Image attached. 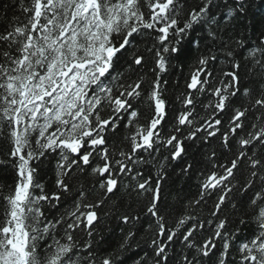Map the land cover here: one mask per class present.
Instances as JSON below:
<instances>
[{"label":"snow or ice","instance_id":"snow-or-ice-1","mask_svg":"<svg viewBox=\"0 0 264 264\" xmlns=\"http://www.w3.org/2000/svg\"><path fill=\"white\" fill-rule=\"evenodd\" d=\"M185 6L186 0H0L5 13L0 22V137L8 142L15 173L12 187L0 188V264H117L137 225L151 233V264H264V33L258 45L246 46L243 36L228 31L246 13V0H199L181 16ZM194 26H206L201 39L209 54L199 57L190 72L186 92L177 97L182 108L173 117L171 133L162 137L170 105L161 75L172 59L180 58ZM145 33L154 34L155 43L137 51L134 42ZM189 43L199 48L201 40ZM212 46L224 57L219 62L228 65L219 74L210 67L218 62ZM147 54L154 64L151 80L140 71ZM238 56L251 65L243 83ZM121 61L131 72L113 75ZM198 96L208 98L201 104L204 116L196 111ZM142 99L151 108L144 123L139 122ZM121 121L131 130L127 151L109 140ZM201 138H219L228 152L227 159L210 153L198 198L190 201L199 206L215 194L210 218L184 214L169 227L160 207L163 169L154 180L136 165L147 164L144 153L152 157L161 148L169 152L165 159L180 160L187 154L185 141ZM49 156L57 157L52 191L38 179L40 164ZM192 167L188 163L181 171L187 174ZM85 175L94 180L90 188L70 183ZM121 189L142 199V208L137 215L127 205L119 218L130 230L115 251L101 253L93 239L99 210ZM96 190L102 195L95 196ZM237 198L244 217L256 221L243 239L240 228L230 231L228 217H222L228 204L237 208ZM46 208L63 211L49 217ZM80 233L86 238L77 239ZM42 241L50 242L41 255Z\"/></svg>","mask_w":264,"mask_h":264},{"label":"trees","instance_id":"trees-1","mask_svg":"<svg viewBox=\"0 0 264 264\" xmlns=\"http://www.w3.org/2000/svg\"><path fill=\"white\" fill-rule=\"evenodd\" d=\"M3 3H12L14 0H2ZM181 3H185V0H181ZM199 3V0H186V6L184 12L181 13V16L188 10V7L195 6ZM247 11L244 14H241L236 20L232 21L234 27L228 29L229 32H234V34L239 38L243 36L246 41V46L258 45L259 40L262 38V33H264V0H246ZM224 10V9H221ZM20 15L19 12L15 13ZM12 15V13H8ZM5 13L0 9V22L4 20ZM23 19V17L21 16ZM206 36V26L198 27L194 26L193 31L189 36L184 40L181 45L182 54L179 59H172L169 62L168 71L161 75L162 81H167L164 87V98L168 101L170 108L168 116L162 126L161 135L166 137L171 133L173 128V117L176 115V111L182 108V104L177 99L178 96H181L186 92V81L189 77L190 72L194 69L197 64L199 57L203 55H208V49L204 47V40L202 37ZM200 39L201 45L199 48L191 45L190 40ZM154 41V34L145 33L137 37L134 45L137 51L145 52L146 49L152 48ZM238 51L243 52L245 55L246 49H238ZM211 53L213 55H218V62H214L210 65L213 71H216L217 74L220 68L228 70V65L226 63H220L223 61L224 57L222 54H219V47L212 46ZM148 55V63L143 69H141V74L145 75L147 80L153 79L151 69L154 67L153 58L151 54ZM126 59H131V54L126 56ZM237 59L241 63L240 75L243 81L249 78V68L251 65L247 64L245 60L238 56ZM131 70L128 68V65L123 61L118 63L115 66L113 75L117 73H130ZM135 79V76L132 77ZM134 105L137 103L133 102ZM208 98L204 96H198V102L196 111L200 116L206 115L205 110L201 107V104H207ZM237 106H239L240 101H236ZM139 111H140V123H144L151 116V108L142 99L139 102ZM227 119L225 115L222 117ZM199 121V117L197 118ZM223 130V129H222ZM131 130L124 127V122L121 121L120 127L114 132L109 134L110 144L118 145L121 149L127 151L128 141L126 137L130 135ZM184 134L187 135V129H184ZM185 148L187 154L180 160L172 161L170 158L165 159L169 156V152L163 148L158 153H153L152 157H149L147 153H144V157L147 160V164L136 165L145 175V177L151 175L155 180L156 174L158 171L163 169L165 173V179L161 183V210L165 214L168 220L169 227H174V222L176 218L180 215L188 214L199 219H208L210 218V212L212 210L213 202L216 199V195L213 194L211 197L206 198V201L199 206L194 204L190 205V201L198 198L199 193V183H200V173L201 171H207L209 165L206 161L209 158L210 153L215 150L217 156H220L222 159H227L228 152L227 149H222L220 145L219 138L211 139L208 142H204L203 138L196 141H185ZM9 145L8 142L0 137V160L9 161L8 157ZM57 157L49 156L46 160L40 164V172L38 179L45 186L46 190H54V174H55V164ZM9 164H0V188H3L5 192L12 187L15 181V173ZM192 164L193 167L187 174L181 171L186 164ZM79 187L83 184L85 187L90 188L91 183H94V180L88 176H80L78 179L70 181ZM124 183H128L127 178H125ZM235 183V182H234ZM95 196L99 197L102 194L99 190H96L94 193ZM240 197H243V193H240ZM123 201V203H121ZM142 202L137 201L134 196H128L124 193V190L121 189L116 196L111 197L104 205L103 208L99 210L100 222L96 225V233L94 234V243L95 246L99 249L101 253L115 251L118 248L119 243L122 241L123 237L127 235L129 226L124 225L120 220V215L128 211L127 205L131 204L132 209L136 212L137 215L140 214L142 208ZM233 203L237 204V208H233L231 204H228L223 209L222 217H228L230 224L228 225L229 230H234L235 228H240L239 238L243 239L244 237L250 234V231L256 227L255 217L248 218L244 217V209L240 205V199L237 198L233 200ZM46 215L49 217L55 216L58 212H62L63 208L57 209H45ZM3 212V202L0 201V213ZM2 218V216H0ZM245 218L248 220L247 225H241L239 220ZM132 231L136 232V235L133 239L129 241V245L126 250H122L118 253L117 264H136L137 261H140L141 264H144V261L141 259L145 257L148 260V264H151V250H150V237L151 233L147 229V226L140 228L137 225L136 228H132ZM205 232L202 235H207ZM86 237L83 233L77 235V239L83 240ZM50 241H42L38 245V253L41 255L46 247V244ZM176 252L180 251L181 245L177 242L174 246ZM234 255V254H233Z\"/></svg>","mask_w":264,"mask_h":264}]
</instances>
